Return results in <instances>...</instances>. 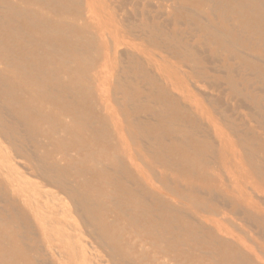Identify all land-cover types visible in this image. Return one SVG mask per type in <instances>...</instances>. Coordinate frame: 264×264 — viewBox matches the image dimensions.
<instances>
[{
  "label": "bare ground",
  "instance_id": "6f19581e",
  "mask_svg": "<svg viewBox=\"0 0 264 264\" xmlns=\"http://www.w3.org/2000/svg\"><path fill=\"white\" fill-rule=\"evenodd\" d=\"M151 1L0 0V137L31 172L67 196L72 210L60 214L82 220L89 236L106 251L112 249L113 261H133L121 233L114 234L109 221L122 205L111 194L124 191L131 198L123 204L146 211L139 216L156 229L153 238L172 261L181 258L174 252L176 242L198 244L203 239L207 257L196 256L195 264H260L234 245L213 242L220 240L218 222H212L214 234L189 215L181 216L182 209L162 201L137 170L142 165L153 171L162 168L165 173L157 179L164 188L176 182L182 203L201 211L210 204L202 192L212 195L211 201L227 197L226 204L246 210L264 229L263 196L242 173L244 166L250 167L264 185V0H183L200 11L188 13L173 3L177 14L170 18L157 13L154 8L159 6ZM99 4L106 12L105 22L94 17ZM121 27L152 44L168 46L170 56L188 70L160 69L145 49L123 53ZM111 61L120 62V69L109 73L116 75L113 81L105 70ZM176 74L188 81L194 78L196 91L172 81ZM117 94L124 96L119 113L112 110ZM227 96L231 103L238 102L236 111H247L240 126L234 122L238 118L210 113L200 98L222 106ZM255 121L260 131L253 127ZM225 126L237 143L228 139ZM136 142L144 154L133 152ZM132 159L142 165L130 167L127 161ZM9 170L0 168L2 185L9 189L7 193L0 187L9 215L0 213V228L23 227L24 234L17 230L0 236V251L6 252L0 254V264H51L40 258L38 247L25 243L19 248L14 243L37 236L28 210L40 222L44 238L50 230L46 215L28 206L30 199L17 195L18 184ZM190 171L199 172V178ZM120 173L130 182L116 186ZM199 248L200 244L191 250ZM60 258L65 260L63 254L54 258L58 264Z\"/></svg>",
  "mask_w": 264,
  "mask_h": 264
},
{
  "label": "rangeland",
  "instance_id": "374dc122",
  "mask_svg": "<svg viewBox=\"0 0 264 264\" xmlns=\"http://www.w3.org/2000/svg\"><path fill=\"white\" fill-rule=\"evenodd\" d=\"M151 1V0H148ZM155 2V4L153 3ZM172 1V2H171ZM137 2V0H131L130 3ZM171 2V3H170ZM151 3L153 5H158L159 9L154 8V10H158L157 13H159L161 16H165L166 18H170L171 15L176 16L177 12L173 10L172 5L173 3L176 4V6H179L183 8L186 12L196 13L199 12V8L195 6L194 4H190L187 2H184L183 0H152ZM161 6V7H160ZM132 4L131 6H128L129 10H132L133 8ZM167 9V10H166ZM189 9V10H188ZM153 10V11H154ZM96 14H94V17L99 18L101 21L105 22L106 19V12L104 11L102 4L98 5V8H95L94 10ZM155 12V11H154ZM162 17V18H163ZM140 20V17H139ZM142 21V19L140 20ZM110 28V27H109ZM121 34L123 33L121 40L124 42V46L122 50L119 49V55L121 56V53H126L128 50L133 53H136V51H139V49H145V52L147 55H149L154 63L163 70H175L177 72H180V69L182 71H187L188 69L183 67V64L178 62L175 58L171 57L169 53V47L168 46H160L155 45L150 42H148L146 39L141 38L140 36H135L132 34H129L126 30H124L122 27ZM144 41V42H143ZM149 46V47H148ZM148 47V49H147ZM122 51V52H121ZM118 55V56H119ZM264 57L261 56V59ZM102 62L98 65L99 68H102V64L104 63V60H101ZM119 66V67H118ZM116 67L120 69V62L117 61H111L107 68L105 70L107 71L106 75L111 76L109 74L112 70L115 72ZM122 67V66H121ZM112 81L115 79L116 75L113 74ZM110 77V78H111ZM172 81H181L183 84L190 85L191 89L193 91H196L194 88L196 80L194 78H191V80L188 81L186 76L184 74L174 76L172 78ZM193 85H191V83ZM194 82V83H193ZM252 82V81H251ZM260 88V86H257ZM207 91L209 88H206ZM216 92H213L215 94ZM117 98V105H113V111L119 113L122 109L121 103H123L124 96L121 94L116 95ZM201 101L205 103L206 108H208V111L212 113L213 115L219 116L220 114L225 117H234V122L240 126L241 120H245V116L247 114V111L240 109L239 111H236L237 107V101L234 103H231V98L227 96V98L223 97L222 106H217L215 103H213L212 99H207L200 97ZM103 99H105L103 97ZM229 102H228V100ZM241 99V98H239ZM231 106V109L228 105ZM227 107H225V106ZM211 109V110H210ZM108 113V112H106ZM220 113V114H219ZM235 114V115H231ZM240 114V115H239ZM249 119V117H248ZM247 119V120H248ZM6 121H12L13 117L11 116H5ZM254 126L258 131L261 130L260 124L253 122ZM226 127V126H225ZM225 132H227V137L229 140L234 142H238L237 138H235L232 134V132L226 127ZM132 149L133 152L136 154L137 152L139 154H144V149L139 146V143H132ZM243 152H241V155ZM140 158V156H139ZM142 158V157H141ZM100 159V158H97ZM137 163L139 165H142V163L132 159L131 162L127 161V164L131 167H136ZM214 163V162H213ZM63 164H67V162H63ZM213 164L210 163V168H213ZM10 168L11 171L9 173L10 179L15 181L16 184H18L17 187V195L19 194V197L22 198V195H24L27 200V204L29 206L32 205L36 211L43 213L47 217L48 222V229L50 230L48 233V237L44 238L40 222L34 219L35 217L33 214L30 213L28 208L23 203H20L21 208L28 210V214L32 218V222L34 225L35 232L37 233V236L33 239L35 240H29L27 242H24L22 244L20 241L16 240L15 245L19 248H23L25 246V243H27L29 246L32 247H38L39 252L38 254L41 255V259H49V262L51 264H58L56 259V254H63L64 259L62 260L61 264H117L121 263L118 259L117 262L113 261L109 255H112V249L106 251L104 247H102L101 243L94 240V236H89L88 232L84 228V223L82 220L77 218L74 214H71L73 216V219L67 218L66 215H61L60 213L63 210H72V205L69 204V200L65 194H62L59 192L58 189L46 185L41 179H39L33 172L29 170L28 165L22 161L21 159L17 158L16 153L14 151V148L9 144L8 140L0 137V168ZM143 168L139 167V177L143 180H147V188L149 187V184L152 185V187L159 193V197L162 201L170 203L173 207L181 208V216H188L190 218H193L195 222L201 223V225L204 226V229L206 232H213L216 234L217 228L213 225L212 222H218L220 232L219 237L220 240H213L218 242V245L222 243H228L230 245H234L238 250L242 252V254H249L250 257H252L255 261H257L260 264H264V229L263 225H259L257 221H255L254 218H252L246 210L238 209V207H235V205L232 203L228 204L229 201L226 204L225 200L226 198L222 197L220 199H216L215 201L212 200V195L209 196L206 192H202V197L208 199L209 206L207 208L205 207L202 211L198 208H194L191 205H185L182 203V200H180L177 197V190L175 186V181L172 180V182H175L171 185V188L165 189L164 186L159 182L158 175L164 174L165 171L162 168H156L153 169H146L144 168V165H142ZM213 170V169H212ZM189 170H187L188 173ZM192 174L191 176L197 180L200 176V173L195 171L194 173L190 171ZM136 174V172L134 171ZM243 174L247 175L250 179V182L257 186L258 188H255V191L257 194H259L260 197H262L263 203H264V185L259 181L257 178L254 177L252 170L248 166H244V170L242 171ZM118 175L117 182L115 183L116 186L120 184L119 181H125L130 182L129 178H122V174ZM189 174V173H188ZM157 175V176H156ZM37 177V178H36ZM3 176L0 175V187H3L5 192L8 193V187L6 185H2V179ZM254 178V179H253ZM114 189V188H113ZM132 189V188H131ZM143 190L142 188H139ZM115 190V189H114ZM1 189H0V213L5 214L7 218H9L8 212L4 211L5 207V200L3 197H1ZM122 191V190H121ZM10 192V191H9ZM113 192L111 196L114 198V202H119L122 205L117 206V208L114 210L115 213H113L114 216L109 218V221L112 222V228L114 234L121 233L123 245L129 249V252L133 259L128 260L131 262V264H176L177 262L187 263V264H195L196 261H193L196 256H205L206 255V248L203 247V239H198L202 248L197 249V251L191 250L198 244H194L192 242L184 240L180 242H176L175 244V254L181 255L180 259L178 261H172L173 256L170 254H162L163 252L159 249L157 243L158 241L154 240V236L157 234L155 228H151L150 226H147L144 221L143 216L139 215H145L146 211L141 210L142 212L139 213V210L135 211L134 209L130 208L127 205H124V201H126V198H131V193L127 192H119L117 193ZM206 194V195H205ZM125 195V197H124ZM262 195V196H261ZM9 196V194H8ZM10 197V196H9ZM5 198V197H4ZM12 198V197H11ZM173 198V199H172ZM2 200V202H1ZM68 200V201H67ZM67 201V202H66ZM225 202V206H224ZM259 202L258 200L256 201ZM186 203V202H185ZM221 204V205H220ZM260 209L264 211V204H261ZM223 211V212H222ZM240 211V213H239ZM241 215H239V214ZM147 215V213H146ZM157 215V214H156ZM159 215V214H158ZM121 217V218H120ZM230 219V220H229ZM160 224H165L163 219L159 220ZM252 223V226H251ZM68 224L74 225L73 228H69L67 226ZM238 228V229H237ZM23 227L17 228V230H20L21 234H24V231L22 230ZM121 229V231H120ZM261 229V230H260ZM13 228L7 229V228H0V236L10 235L11 231H17ZM81 231V232H80ZM19 232V231H18ZM85 233V234H84ZM256 233V234H255ZM171 235V232L169 233ZM172 236V235H171ZM50 238L51 240H49ZM51 241V242H49ZM88 243V244H87ZM186 243L187 245H185ZM190 244V246H188ZM221 248V247H220ZM230 249L225 248L223 251L225 254H228ZM260 250V252H258ZM253 253V254H250ZM0 254H6L4 250L0 251ZM55 254V257H54ZM46 255V256H44ZM174 255V254H173ZM53 256V257H52ZM215 257H217L216 254H214ZM207 256L204 258L206 259ZM248 257V256H247ZM249 258H246L243 261H248ZM243 259V258H241ZM29 263L30 259H26ZM124 262V261H123ZM248 262H241L239 264H246Z\"/></svg>",
  "mask_w": 264,
  "mask_h": 264
}]
</instances>
